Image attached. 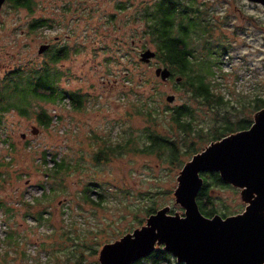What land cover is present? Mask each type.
<instances>
[{"label":"rangeland","instance_id":"374dc122","mask_svg":"<svg viewBox=\"0 0 264 264\" xmlns=\"http://www.w3.org/2000/svg\"><path fill=\"white\" fill-rule=\"evenodd\" d=\"M158 1L34 0L31 10L10 0L2 2L0 77L14 64L47 59L44 51L37 52L40 43L65 44L68 55L57 62L62 71L59 84L84 95V100L78 109L69 98L68 103H44L53 116L49 127L15 111L3 115L0 264H96L98 253L93 249L99 251L103 243L141 225L139 219L145 220L149 208L169 205L168 212L183 213L173 192L178 171L192 154L183 152L190 141L196 143V150L209 141V137L202 141L193 131L207 134L214 125L215 107L211 110L209 104L192 98L191 91L175 80L177 73L165 80L156 76L155 67L164 65L159 56L140 60L139 53L146 47L156 51L145 33L143 13L152 11ZM179 1L198 10L197 17L209 23L210 38L227 47L221 70L210 79L215 95H223L227 105L237 107L251 100L246 113L254 117V96H264V7L250 0ZM34 16L44 17L50 26L32 32L28 24ZM192 43L200 49L198 40ZM167 94H173V100L168 101ZM146 99L158 109L156 116L144 114ZM181 103L192 110L191 134L177 130L170 119L172 108ZM220 110L223 115L224 109ZM152 133L173 140L179 160L171 163L167 148L140 150L149 145ZM104 137L125 147L99 154L101 161H97ZM51 154L70 167L62 178L66 188L35 204L34 196L48 192L49 185L57 186L54 181L60 180L50 176L51 168L46 170L53 164ZM90 182L97 183L93 190L102 189L107 195L99 205L81 197L82 188ZM213 194L218 196L214 203L225 204L230 211H241L245 205L233 188L215 189ZM4 207L11 210L6 212ZM40 209L45 210L42 225L23 216L25 211L34 214ZM9 228L16 231L25 255L18 253L17 245H6ZM157 264L184 263L170 254Z\"/></svg>","mask_w":264,"mask_h":264},{"label":"trees","instance_id":"16d2710c","mask_svg":"<svg viewBox=\"0 0 264 264\" xmlns=\"http://www.w3.org/2000/svg\"><path fill=\"white\" fill-rule=\"evenodd\" d=\"M10 1L13 5L24 7L27 10H31L34 3V0ZM178 4L176 0H159L152 11L145 10L143 13L145 33L150 37L151 42L155 44V55L159 56L164 65L170 69V76L177 73L176 76H179V80H176L177 83L189 89L192 98L199 99L200 104H209L211 110L214 106L215 110H212L214 113V125L207 130L208 132L205 136L198 129L193 131L191 124L192 110L186 103L175 105L172 108L170 119L173 126L177 130L188 132L186 134H191V131H193L202 141H205L208 137L209 139L207 140L209 141L216 140L223 135L248 127L253 120V117L246 113L248 103L251 100L242 101L238 107L233 104L227 105V99L223 95H215L213 83L210 80L221 70L223 55L227 51L226 45L221 42L216 43L210 38L209 23L205 20L201 21L197 17L198 10L190 9L189 5L188 7H184L186 5L179 7ZM45 26L50 25L44 17L34 16L29 19L28 27L32 32ZM193 40L200 42V49L193 45ZM44 52L47 54V59L40 63H17L12 68L4 70L0 77V124L5 113L15 111L22 117H34L40 126L49 127L53 116L47 112L43 105L44 103H68L69 98L73 108L78 109L81 106L84 95L77 91L70 92L65 90L59 84L62 71L57 67V62L67 57L68 48L66 45L49 44ZM254 98L255 104L253 110H251L253 114L261 107H264L263 95H255ZM146 104L144 114L148 118L151 115L156 116L158 109L151 104V99H146ZM35 105H38L39 108L36 109ZM220 108L224 109L223 115ZM228 111L235 113L237 116L227 113ZM187 116L190 119H187ZM149 140V145L144 146L140 150L152 152L155 147L158 149H161V147L167 148L170 162L174 163L179 160L180 155L173 140L155 133L149 134ZM209 141L205 142V144ZM118 143L114 145L110 142V139L104 137L102 139V147L95 159L101 161L98 157L99 154L110 152L116 146L125 147L124 143ZM202 147L196 150V143L190 141L188 150L185 149L183 153L187 151L193 154L201 150ZM45 154L46 152L44 151V161L46 160ZM50 157L53 164L47 167L46 170L51 168L50 176L60 178V180L54 181L58 184L57 186L54 183L50 184L48 192H43L40 196H34L32 200L35 204L48 200V198L66 188L62 183V178L70 167L67 168L63 159H56V154H51ZM1 165L2 163L0 162ZM200 174L203 177V181L195 198L202 213L206 215L220 213L225 216L240 211H230L225 204L216 205L214 200L218 199V196L213 194L215 189L233 188L239 191V188L223 180L217 171L206 170L201 171ZM93 185H97V183L90 182L85 185L82 188L81 197L85 202L99 205L101 200L105 199L107 195L102 189L100 191L93 190ZM93 194L95 198H93ZM1 205L2 203L0 202V207ZM154 209L149 208L147 214L153 212ZM10 210V207H4V211L9 212ZM43 212H45L43 209L37 210L34 214L30 211H25L23 216L24 218L31 216L35 220L36 225H42ZM143 221V218L139 219L140 224ZM5 243L7 246L17 245L19 247L17 234L13 228H9L6 231ZM18 250L20 255H25L23 247H19ZM93 253H98V249H93ZM169 258L170 253L162 248V244H158L150 253L131 261L130 264H157Z\"/></svg>","mask_w":264,"mask_h":264},{"label":"water","instance_id":"95a60500","mask_svg":"<svg viewBox=\"0 0 264 264\" xmlns=\"http://www.w3.org/2000/svg\"><path fill=\"white\" fill-rule=\"evenodd\" d=\"M250 1L264 6V0ZM48 45L40 43L37 52ZM154 55L146 47L139 58L147 62ZM170 73L165 65L154 69L163 80ZM173 98V94L166 95L168 101ZM206 170L217 171L239 188L245 202L241 211L225 216L201 212L195 196L203 181L200 172ZM176 179L173 192L183 213L168 212L169 205L156 208L141 225L103 243L96 264H130L150 253L156 243L184 264H264V107L255 112L248 127L211 140L193 153Z\"/></svg>","mask_w":264,"mask_h":264},{"label":"flooded vegetation","instance_id":"af4514ba","mask_svg":"<svg viewBox=\"0 0 264 264\" xmlns=\"http://www.w3.org/2000/svg\"><path fill=\"white\" fill-rule=\"evenodd\" d=\"M176 1H178V3H179L178 6H179V7H182L183 5H185L184 3L180 2L179 0H176ZM255 3H258V2H255ZM259 4H260V3H259ZM263 7H264V6H263Z\"/></svg>","mask_w":264,"mask_h":264}]
</instances>
